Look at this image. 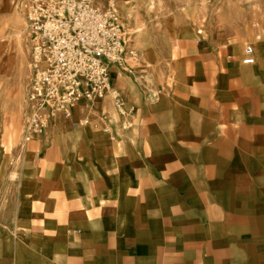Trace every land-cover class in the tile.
Instances as JSON below:
<instances>
[{"label": "crops", "instance_id": "crops-1", "mask_svg": "<svg viewBox=\"0 0 264 264\" xmlns=\"http://www.w3.org/2000/svg\"><path fill=\"white\" fill-rule=\"evenodd\" d=\"M190 41L7 149L0 264H264V59Z\"/></svg>", "mask_w": 264, "mask_h": 264}, {"label": "built area", "instance_id": "built-area-1", "mask_svg": "<svg viewBox=\"0 0 264 264\" xmlns=\"http://www.w3.org/2000/svg\"><path fill=\"white\" fill-rule=\"evenodd\" d=\"M25 21L30 35V70L20 124L23 144L41 136L59 117L69 118L81 102L110 98L117 112L126 115L114 80L118 72L132 74L139 55L113 3L27 0ZM254 60L253 48L245 46L242 63ZM102 119L107 123L106 116ZM98 125L94 123V127ZM129 126L128 121L121 123L122 129ZM104 130L109 131L107 124Z\"/></svg>", "mask_w": 264, "mask_h": 264}, {"label": "rangeland", "instance_id": "rangeland-1", "mask_svg": "<svg viewBox=\"0 0 264 264\" xmlns=\"http://www.w3.org/2000/svg\"><path fill=\"white\" fill-rule=\"evenodd\" d=\"M92 1L99 6H106L108 2L116 6L127 38L139 55L133 73H122L133 75L138 81L144 78V70L151 65L144 60V48L152 47L165 57H180L190 62V40L201 38L204 40L203 44L207 45L208 42L214 45L239 43L240 53L245 46L250 45L254 50V64L258 62L256 47L260 44L263 47L264 59V0ZM26 3L27 0H24L19 16L23 27L19 34H15L8 29L14 24L12 0H0V159L3 158L4 162L7 159L11 161V156L5 154L7 149L27 144L22 143L20 135L30 70V35L25 21ZM127 11L130 15L126 14ZM168 16L173 17V27L178 31V35L167 33L165 20ZM21 40L26 45V71L22 81L17 76V62L11 63L9 70V57L19 53ZM17 103L21 105L20 108ZM110 122L116 127V131L120 130L117 119L111 117Z\"/></svg>", "mask_w": 264, "mask_h": 264}, {"label": "bare ground", "instance_id": "bare-ground-1", "mask_svg": "<svg viewBox=\"0 0 264 264\" xmlns=\"http://www.w3.org/2000/svg\"><path fill=\"white\" fill-rule=\"evenodd\" d=\"M24 4V0H12V14H13V22L14 24L11 25L10 31H14L15 34H19L21 32V29L23 27V24L20 20V12L22 10V6ZM126 14L130 15V12L127 11ZM173 17L172 16H168L165 20V28L167 33L172 34V35H178V31L173 27ZM235 46H237V43H234ZM25 42L24 41H20V46H19V53L17 55H11L9 57V70H10V65L11 63H15L17 62V66H18V71H17V76L19 78V80L22 81V78L24 76V71H26V54H25ZM257 49V58H258V62H260L262 56H263V47H261V45H257L256 47ZM148 56V49L144 48V58H147ZM2 53H0V60L2 59ZM8 70V71H9ZM17 107L20 108L21 105L19 103H17ZM79 108V105H76L72 110H71V115L77 112V109Z\"/></svg>", "mask_w": 264, "mask_h": 264}]
</instances>
